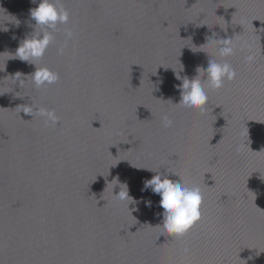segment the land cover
Segmentation results:
<instances>
[{"label":"water","instance_id":"obj_1","mask_svg":"<svg viewBox=\"0 0 264 264\" xmlns=\"http://www.w3.org/2000/svg\"><path fill=\"white\" fill-rule=\"evenodd\" d=\"M37 4L0 0V264H264V0H60L69 21L30 64L13 55ZM208 56L236 78L202 112L176 105ZM36 68L58 78L38 88ZM155 172L201 189L182 237L141 191Z\"/></svg>","mask_w":264,"mask_h":264},{"label":"clouds","instance_id":"obj_2","mask_svg":"<svg viewBox=\"0 0 264 264\" xmlns=\"http://www.w3.org/2000/svg\"><path fill=\"white\" fill-rule=\"evenodd\" d=\"M31 2L37 4V0H31ZM29 15L31 20L35 21L34 28L39 27L41 31L36 32L34 30L30 37H26L19 44L13 57L32 64L31 61L41 58L52 42L53 36L49 30H54L57 24L68 23L69 14L60 5V0H55V2L53 0H39L37 6L29 10ZM67 35L70 37L71 32L69 31ZM214 36L215 34H213ZM213 37H207V43L198 48L215 45L217 54L221 58L230 57L234 54L235 45L233 38ZM208 57L207 67L198 66L195 77L190 79L187 76L181 77L179 75L178 77L176 75V79L181 81V83L174 86L180 93V100L176 105L183 106L192 111L202 112L208 103V93L205 90V86L207 85L212 90H219L224 86L226 81H232L236 78V70L231 64L226 61L218 62L210 56ZM246 59L252 61L254 57L248 55ZM201 73L204 74L203 77H201ZM31 77L33 83L38 88L44 86L46 83H53L58 78L46 68H36ZM33 111L44 118L46 124L51 123L54 125L58 121V117L54 111L44 108L33 110L30 106H26L24 113L31 115ZM162 119L165 127L172 125V121L167 116H164ZM116 180L123 187L120 188L118 194L113 195L115 199L120 202L126 200L135 201V198L129 194L127 183H121L118 178ZM149 190L152 194L159 197L158 206L162 209V212L158 214L161 217V224L158 226L163 229L167 236L182 237L201 219L203 196L198 186L189 187L180 179L173 180L163 173H156L150 179L143 181L141 191L145 192ZM145 205L151 207L152 202L150 200L145 201ZM187 251L185 249V252Z\"/></svg>","mask_w":264,"mask_h":264}]
</instances>
